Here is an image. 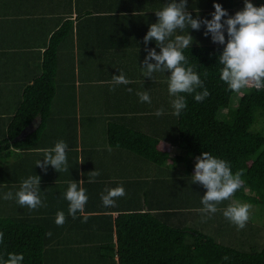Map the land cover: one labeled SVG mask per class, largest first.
<instances>
[{
    "label": "crops",
    "instance_id": "crops-1",
    "mask_svg": "<svg viewBox=\"0 0 264 264\" xmlns=\"http://www.w3.org/2000/svg\"><path fill=\"white\" fill-rule=\"evenodd\" d=\"M250 2L0 0V139L9 138L26 88L43 76L54 32L73 24L48 116L0 150V218L34 225L48 264L102 261L99 247L117 242L119 216H172L187 199L193 181L184 166L113 146L109 128L162 133L164 115L174 114L177 50L221 43V21L244 22ZM167 160L186 157L172 146Z\"/></svg>",
    "mask_w": 264,
    "mask_h": 264
},
{
    "label": "trees",
    "instance_id": "trees-1",
    "mask_svg": "<svg viewBox=\"0 0 264 264\" xmlns=\"http://www.w3.org/2000/svg\"><path fill=\"white\" fill-rule=\"evenodd\" d=\"M246 9L250 16L244 22L221 21H228V35L221 43L177 50L174 114L164 115L162 133L128 130L121 134L109 128L113 146L157 165L170 161L184 166L193 181L187 199L179 200L181 206L171 211L172 216L167 210L119 216L117 242L111 239L99 247L103 249L102 261L82 264H264V247L242 244L241 248L229 240L231 244L225 245L217 236L188 227L190 218H182L189 205L198 202L194 208L206 206L202 203L206 195L213 204L225 201L224 227L232 234L243 231L249 237L242 236L241 242H245L251 235L246 233L248 224L238 216L241 205L264 207V0H251ZM225 15L229 19L233 14ZM72 25L67 20L54 32L45 53L44 74L24 91L23 102L9 126V138L5 135L0 139V150L36 118L48 116L57 91L59 52ZM240 90L244 94L234 105ZM225 110L227 114L220 118ZM172 146L181 149L186 160H167ZM197 173L208 182L197 179ZM214 212L212 216L219 219ZM47 247L34 225L0 218V264H48Z\"/></svg>",
    "mask_w": 264,
    "mask_h": 264
},
{
    "label": "rangeland",
    "instance_id": "rangeland-1",
    "mask_svg": "<svg viewBox=\"0 0 264 264\" xmlns=\"http://www.w3.org/2000/svg\"><path fill=\"white\" fill-rule=\"evenodd\" d=\"M246 87H250V84H246ZM244 94L243 90H240L234 100V105L238 104V99L241 98ZM225 114H227V110L222 111L220 113V118H222ZM201 176V175H200ZM199 176V177H200ZM204 178L200 177V179ZM205 182L207 181V178H204ZM224 188L225 185L221 184ZM205 193V192H204ZM203 201L202 203H206V206L203 205L202 207H195L198 205V202H195L191 205H189L190 209L193 208V210H185L186 215L190 216V219L187 220V226L197 229L199 232L207 235V236H217L220 242H223L225 245L234 243L236 247H243L242 244H244L246 247H250L251 245L258 246L260 248L264 247V207L260 206H250L247 204L241 205L240 212L238 214L239 218L244 220L246 224H248V228L246 233L248 232L249 235H251L249 243L248 241H244V239L249 238L247 236H244L243 231L239 232L236 231V234H232L230 232H227V227H224V217L226 215L227 210V203L225 201L222 202L220 200L219 203L213 204L211 200H209L208 195L206 197H202ZM198 213L195 214L196 210ZM215 211V216L219 217V219L214 218L212 216V212ZM195 216H198L197 218ZM223 217V218H222ZM208 220V222H207ZM225 229V231H224ZM252 229V230H251ZM243 236V241L242 240ZM230 242H227V241ZM233 245V244H232ZM244 246V247H245Z\"/></svg>",
    "mask_w": 264,
    "mask_h": 264
}]
</instances>
